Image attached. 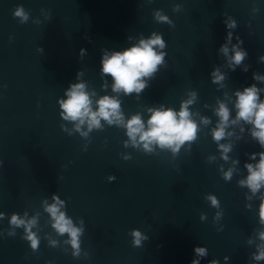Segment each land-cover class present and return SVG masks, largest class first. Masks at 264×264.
<instances>
[{
    "label": "water",
    "instance_id": "obj_1",
    "mask_svg": "<svg viewBox=\"0 0 264 264\" xmlns=\"http://www.w3.org/2000/svg\"><path fill=\"white\" fill-rule=\"evenodd\" d=\"M0 264H264V0H0Z\"/></svg>",
    "mask_w": 264,
    "mask_h": 264
}]
</instances>
